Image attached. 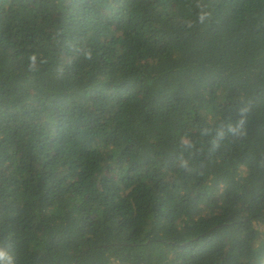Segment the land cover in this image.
I'll return each instance as SVG.
<instances>
[{
    "label": "trees",
    "instance_id": "1",
    "mask_svg": "<svg viewBox=\"0 0 264 264\" xmlns=\"http://www.w3.org/2000/svg\"><path fill=\"white\" fill-rule=\"evenodd\" d=\"M0 264H264V0H0Z\"/></svg>",
    "mask_w": 264,
    "mask_h": 264
}]
</instances>
